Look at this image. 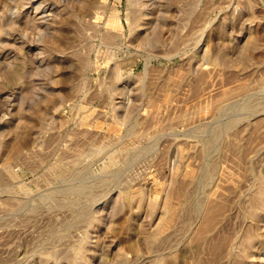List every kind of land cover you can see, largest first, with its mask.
<instances>
[{"label": "rangeland", "instance_id": "1", "mask_svg": "<svg viewBox=\"0 0 264 264\" xmlns=\"http://www.w3.org/2000/svg\"><path fill=\"white\" fill-rule=\"evenodd\" d=\"M263 182L264 0H0V264H264Z\"/></svg>", "mask_w": 264, "mask_h": 264}, {"label": "bare ground", "instance_id": "2", "mask_svg": "<svg viewBox=\"0 0 264 264\" xmlns=\"http://www.w3.org/2000/svg\"><path fill=\"white\" fill-rule=\"evenodd\" d=\"M115 18H116V17H115ZM115 18H114V19H115ZM112 19H113V18H112ZM112 21H113V20H111V23L113 24L114 21H113V22H112ZM133 27H134V26H133ZM135 27H136V26H135ZM135 31H136V30H135ZM16 147H17V146H16ZM14 148H15V147H14ZM16 149H17V148H16ZM14 150H15V149H14ZM14 150H13V152H14ZM188 173H189V172H188ZM189 175H190V174H189ZM190 177H191V176H190ZM260 182L262 183V181H260ZM221 183H222V182H221ZM221 183H219L218 185H220ZM261 183H260V184H261ZM263 183H264V182H263ZM223 186H224V185H223ZM262 186H263V185H262ZM216 187H217V186H216ZM220 187H222V186H220ZM258 187H259V186H258ZM260 187H261V186H260ZM262 188H263V187H262ZM225 189H226V188H225ZM259 189H260V188H259ZM226 190H227V189H226ZM262 191H264V190L262 189ZM180 192H181V191H180ZM182 192H184V190H183ZM182 192H181V193H182ZM220 192H222V191H220ZM181 193H180V194H181ZM218 193H219V192H218ZM263 193H264V192L261 193V190L257 192V194L255 195V196L257 197V199H256L257 201H258V200L263 201V199H264V195H262ZM211 194H212V193H211ZM223 194H224V190H223ZM213 195H214V194H213ZM255 196H254V197H255ZM254 197H253V198H254ZM123 198H125V197H123ZM213 200H214V199H213ZM221 200H222V199H221ZM221 200H220V201H221ZM209 201H211V200H209ZM253 201H254V200H253ZM255 202H256V201H255ZM209 203H210V202H209ZM257 203H258V202H257ZM222 204H225V203H222ZM252 204H254V203L252 202ZM258 204H259V203H258ZM210 205H211V204H210ZM210 205H209V206H210ZM263 205H264V202H263ZM212 206L214 207V204H213ZM207 207H208V206H207ZM207 207H206V208H207ZM213 207H212L211 209H213ZM219 207H221V206H218L217 208H219ZM263 207H264V206H263ZM258 208H259V207H258ZM211 209H207V211L204 212V215L206 214V215L204 216V217H206V219H204V221H206V222L211 221V220L213 219L215 213H216V212H215V213L212 212L213 210H211ZM221 209H222V208H220L219 210H221ZM254 209H255V208H254ZM219 210H217V211H219ZM253 211H254V210H253ZM256 211H257V210H256ZM219 212H220V211H219ZM219 212H218V213H219ZM171 213H172V212H171ZM212 213H214L213 217H212ZM252 214H254V213H252ZM250 216H251V215H250ZM252 217H253V216H252ZM250 219H251V218H250ZM204 223H205V222H204ZM204 226H205V224L203 225V228H204ZM248 239H250V238H248ZM248 239H246V242H247ZM250 240H251V239H250ZM250 240H248V242H249ZM249 243H250V242H249ZM247 244H248V243H247Z\"/></svg>", "mask_w": 264, "mask_h": 264}]
</instances>
